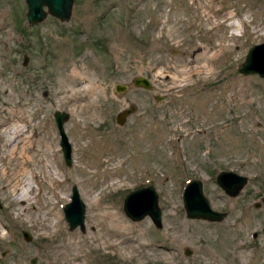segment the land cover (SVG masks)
<instances>
[{
	"label": "rangeland",
	"instance_id": "rangeland-1",
	"mask_svg": "<svg viewBox=\"0 0 264 264\" xmlns=\"http://www.w3.org/2000/svg\"><path fill=\"white\" fill-rule=\"evenodd\" d=\"M206 1L73 0L67 20L47 14L30 24L23 0H0V150L3 123L24 112L27 133L38 131L33 168L49 182L42 149L51 147L57 172L45 187L30 180L31 204L16 214L24 204L5 186L0 166V264H260L264 237L251 234L264 216V76L238 67L248 47L264 40V0ZM231 19L238 27L230 35ZM74 68L98 85V95L66 97ZM135 75L149 78L151 88L133 85ZM115 83L126 89L115 91ZM88 99L92 106L73 115ZM55 109L67 113L70 164ZM221 169L247 176L236 194L216 183ZM190 178H199L210 207L224 212L219 220L186 215L182 189ZM147 184L157 193L159 226L122 208L129 190ZM72 185L84 204L82 228H68L62 210ZM47 208L62 219L53 233L42 228ZM100 209L123 216L128 233L109 229L108 219L95 215Z\"/></svg>",
	"mask_w": 264,
	"mask_h": 264
},
{
	"label": "water",
	"instance_id": "water-1",
	"mask_svg": "<svg viewBox=\"0 0 264 264\" xmlns=\"http://www.w3.org/2000/svg\"><path fill=\"white\" fill-rule=\"evenodd\" d=\"M26 5L24 18L26 22L35 24L44 19L47 14L55 16L60 20H67L70 16L71 5L73 0H23ZM27 56L23 55V64L26 62ZM238 71L242 74H257L264 76V40L257 42L248 47L245 56L238 67ZM131 82L135 86L151 88L150 79L135 75L131 78ZM115 91L121 92L126 89V84L115 83L113 86ZM159 99L158 97L156 98ZM132 109V106L129 107ZM128 109L117 112L116 120L122 122ZM54 122L59 134V145L62 152L64 162L70 164L71 146L64 132L63 121L67 118V113L63 110L55 109L53 111ZM247 177L244 174L235 172L231 169H222L215 175L216 183L224 192L234 195L241 188ZM157 193L151 184L140 186L129 190L123 197L122 208L125 214L133 219H139L147 214L156 226L160 225V209L156 202ZM182 205L185 213L189 217H201L208 220H219L224 212L215 210L202 192V183L199 178H190L187 180L182 190ZM63 214L67 221L68 228L78 226L83 227L84 204L79 197L75 185L71 186L70 200L63 205ZM23 237L29 238L26 231H23ZM190 249L184 248V254H189Z\"/></svg>",
	"mask_w": 264,
	"mask_h": 264
},
{
	"label": "bare ground",
	"instance_id": "bare-ground-1",
	"mask_svg": "<svg viewBox=\"0 0 264 264\" xmlns=\"http://www.w3.org/2000/svg\"><path fill=\"white\" fill-rule=\"evenodd\" d=\"M211 1L212 0H207L205 2V5L211 6L210 4ZM205 5H202V8L206 9ZM204 9L202 10V16L204 17L205 20H207V18L209 17L208 12L206 14V12H204ZM229 17L231 18V15ZM228 26L231 28L230 35L233 33L234 30H237L238 27L237 22L234 19H231L228 22ZM226 47L227 44H218V48H219L218 50H222V48L224 49ZM202 55L203 56L207 55L209 59H212L214 54L208 55L207 51L205 50L202 52ZM196 67L198 68V66ZM185 69L186 68H184V71ZM191 70L193 69L189 67L187 68L185 73L187 72L190 73ZM182 75L184 74L182 73ZM84 77L85 76L82 71L74 68L73 71L66 78L67 88L65 89V93L68 99L73 100L75 102H79V101H84L92 93H95L97 95L99 94L98 85L95 82L84 79ZM183 80L185 79L183 78ZM91 106H92L91 100L88 99V101H86V103L83 106L75 105L71 109V112L74 115L77 114L78 112L85 111ZM30 123L31 120L27 118L25 113L19 112L17 114H12L11 117L6 119V121L3 123V128H2L4 140L1 143L0 166L6 178L5 186L12 192V194L14 195L17 201L25 205L18 207V211L16 214H23L26 211L28 205L31 204V199L33 197H30L28 193L33 188V185L31 184L30 180H33L36 184L40 183L42 186L45 187L46 184L55 182L57 178L56 168L52 164L51 160L47 157V151L52 152L51 150L49 151L51 147H47V150L45 148L42 149V156L44 157V166L47 175L49 177V182L33 168V164L35 163V161L36 160L38 161L37 153L39 152L38 151L39 149L38 147H34V142L36 140V137L38 136L37 133L38 131L34 129L33 134L27 133ZM9 162H11V164H9ZM37 165H39V162L37 163ZM92 200L93 199H91V201ZM93 208L98 209L95 205L92 206L90 209ZM100 210H101L100 213H96L95 215H101L106 217L108 219L107 221L110 222L109 223L110 225L108 227L109 229L117 232H123L124 236L125 234L128 233V230H130L132 226L127 221H125L123 216L115 212L106 211L102 209ZM44 214L45 217H42L43 221H46V219H48L47 215H51V217H49L48 223H46L48 228L42 227L45 230V232L53 233L54 231L59 229L61 216L57 213V211H55V208L45 209ZM129 241L130 240H127L125 242L119 241V243H126ZM107 244L112 245L111 242H108ZM68 247H70V244L68 245ZM158 247L160 249H163V245L161 244L158 245ZM76 257L77 255L72 256V258L74 259H77Z\"/></svg>",
	"mask_w": 264,
	"mask_h": 264
},
{
	"label": "flooded vegetation",
	"instance_id": "flooded-vegetation-1",
	"mask_svg": "<svg viewBox=\"0 0 264 264\" xmlns=\"http://www.w3.org/2000/svg\"><path fill=\"white\" fill-rule=\"evenodd\" d=\"M260 201H262L263 204H264V197L263 196H260ZM257 203L258 202H254V204H257ZM259 218L260 219H259V222H258V228H257V230H253L252 231L251 236H255L257 234H261V236L264 237V216H259ZM261 250L262 251L260 252V264H264V244L261 246Z\"/></svg>",
	"mask_w": 264,
	"mask_h": 264
}]
</instances>
